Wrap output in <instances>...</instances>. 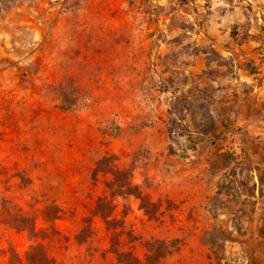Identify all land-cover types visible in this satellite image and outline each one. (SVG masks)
I'll list each match as a JSON object with an SVG mask.
<instances>
[{"label":"rangeland","instance_id":"1","mask_svg":"<svg viewBox=\"0 0 264 264\" xmlns=\"http://www.w3.org/2000/svg\"><path fill=\"white\" fill-rule=\"evenodd\" d=\"M155 240L264 264V0H0V264Z\"/></svg>","mask_w":264,"mask_h":264},{"label":"trees","instance_id":"2","mask_svg":"<svg viewBox=\"0 0 264 264\" xmlns=\"http://www.w3.org/2000/svg\"><path fill=\"white\" fill-rule=\"evenodd\" d=\"M108 158H103L98 165L104 164V162H108ZM98 171V170H97ZM141 198L143 202V207H146L144 204V197L138 196ZM97 214H100V216L104 219V221L111 226V223L113 220L110 219V216L113 214L115 210V206L113 204H103V199H99L96 206ZM148 253L146 254V257L144 260H140L137 257H134L132 253L125 252V257L121 258L124 264H159L162 259H164L167 255H169L170 251L167 245L163 244V242L159 240H155L152 242H149L148 244ZM165 249V250H164ZM122 255V254H120ZM121 257V256H120ZM23 262L20 261V263L15 264H22ZM31 264H41L36 261H31Z\"/></svg>","mask_w":264,"mask_h":264},{"label":"built area","instance_id":"3","mask_svg":"<svg viewBox=\"0 0 264 264\" xmlns=\"http://www.w3.org/2000/svg\"><path fill=\"white\" fill-rule=\"evenodd\" d=\"M221 147L224 153L230 154L236 158L244 157V146L241 134L238 130H228L222 139Z\"/></svg>","mask_w":264,"mask_h":264}]
</instances>
